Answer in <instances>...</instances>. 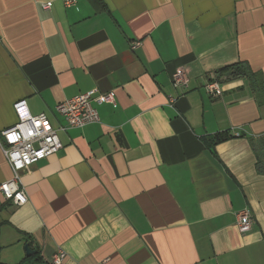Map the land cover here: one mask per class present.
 Wrapping results in <instances>:
<instances>
[{
    "label": "crops",
    "instance_id": "0c3cea01",
    "mask_svg": "<svg viewBox=\"0 0 264 264\" xmlns=\"http://www.w3.org/2000/svg\"><path fill=\"white\" fill-rule=\"evenodd\" d=\"M91 91L114 96L100 122L58 131L62 149L20 173L23 206L0 194V264L26 244L46 264H264V0H0V134L17 101L58 129L55 106Z\"/></svg>",
    "mask_w": 264,
    "mask_h": 264
},
{
    "label": "built area",
    "instance_id": "2783aa9c",
    "mask_svg": "<svg viewBox=\"0 0 264 264\" xmlns=\"http://www.w3.org/2000/svg\"><path fill=\"white\" fill-rule=\"evenodd\" d=\"M63 6L71 7L77 0H61ZM52 7L51 2L41 5L42 10L48 11ZM140 44L130 46L135 50ZM172 86L177 90H186L189 79L186 73L178 68L171 76ZM205 92L213 98L219 97L222 91L215 80L206 82ZM170 99V103H173ZM112 93L94 97V91L81 94L65 100L55 106V113L63 119L64 125L54 129L48 117L44 113L32 115L24 100L13 104V111L17 118L16 124L1 132L0 147L7 164L12 171V178L0 184V194L15 207L26 203L24 189L20 184V173L27 171L31 166L58 153L62 149L58 138V131L79 129L91 124H98L100 117L95 104H112ZM236 227L241 235L251 231L254 224L252 213L245 209L235 214ZM65 254L58 251L51 259L50 264H62Z\"/></svg>",
    "mask_w": 264,
    "mask_h": 264
},
{
    "label": "trees",
    "instance_id": "16d2710c",
    "mask_svg": "<svg viewBox=\"0 0 264 264\" xmlns=\"http://www.w3.org/2000/svg\"><path fill=\"white\" fill-rule=\"evenodd\" d=\"M233 136H231L228 132H223V133H217L213 136H208L203 138V144L208 150H213L214 147L222 142H225L229 139H231ZM261 164H264L261 162H258V165L260 166ZM258 166V167H259ZM261 169L264 168L263 166H260ZM19 264H46L44 260L42 259L40 253L38 250H36V253L33 256H30L26 259H24L22 262Z\"/></svg>",
    "mask_w": 264,
    "mask_h": 264
},
{
    "label": "water",
    "instance_id": "95a60500",
    "mask_svg": "<svg viewBox=\"0 0 264 264\" xmlns=\"http://www.w3.org/2000/svg\"><path fill=\"white\" fill-rule=\"evenodd\" d=\"M234 71H235V70L232 69V70L226 72V73L223 75V77H224V78H227V79H230L231 76L234 74ZM24 251H25V255H26L27 258L30 257V256H33V255L36 253L34 250H31V248H30V246H29L28 244H26V245L24 246Z\"/></svg>",
    "mask_w": 264,
    "mask_h": 264
}]
</instances>
